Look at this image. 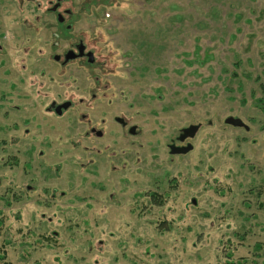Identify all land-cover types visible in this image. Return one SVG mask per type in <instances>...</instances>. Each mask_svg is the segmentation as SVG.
Returning <instances> with one entry per match:
<instances>
[{"label": "rangeland", "instance_id": "obj_1", "mask_svg": "<svg viewBox=\"0 0 264 264\" xmlns=\"http://www.w3.org/2000/svg\"><path fill=\"white\" fill-rule=\"evenodd\" d=\"M66 4L83 11L76 30L103 32L107 66L92 107L79 110L106 119L107 130L86 139L76 108L62 117L47 110L52 100L87 95L90 82L50 57L48 0H0V247L8 259L264 264V0ZM230 116L244 125L226 123ZM190 125H199L193 149L172 154L169 143Z\"/></svg>", "mask_w": 264, "mask_h": 264}, {"label": "flooded vegetation", "instance_id": "obj_2", "mask_svg": "<svg viewBox=\"0 0 264 264\" xmlns=\"http://www.w3.org/2000/svg\"><path fill=\"white\" fill-rule=\"evenodd\" d=\"M68 1L69 0H48V6L44 11L46 14L54 15L55 25L53 27V36L55 37L56 42L50 45V48L53 49V53H50V57L64 72L70 65H76V69L83 70L84 77L90 82L87 87V95L80 96L78 100H73L70 97L62 101L52 100L47 107V110L48 112L62 117L68 110L76 108L78 113H80L79 119H81V121H83L86 125V128L82 133L83 137L91 140L101 139L106 134L107 120L103 118L101 121H94L93 119L89 118L88 113L81 111V109L79 110V106L81 107V105H84L86 108H91L92 100L96 99V96L98 95V81L101 78V75L99 74H102L105 66H107V60L99 57L98 40L101 38L98 34L102 36L103 32L99 30V33L92 35V33L90 34V32L87 30H76V23L83 15V11L71 8L66 4ZM36 5L39 7L41 3L37 2ZM74 18L78 19L74 21ZM43 28L45 29L46 27L43 26L39 29ZM65 103H69L70 105L67 108H63L62 113L58 114L56 111L58 106ZM114 121L118 123L123 128V130L128 131L130 135H135L138 133V125L129 124L124 117L116 115L114 116ZM181 134L182 132H179L178 136H176V139H172L171 143H169V151H171V145L183 147L190 143L192 138L187 137L182 141L179 139ZM179 154L185 153H178L174 155ZM153 193L156 192L149 193L150 201Z\"/></svg>", "mask_w": 264, "mask_h": 264}, {"label": "water", "instance_id": "obj_3", "mask_svg": "<svg viewBox=\"0 0 264 264\" xmlns=\"http://www.w3.org/2000/svg\"><path fill=\"white\" fill-rule=\"evenodd\" d=\"M69 105H70L69 103H65L63 105L58 106V108L56 110L57 113L61 114L62 109L67 108ZM226 123L232 124L235 126H243L244 125V122L240 118H235L232 116H230L226 119ZM198 129H199V125H190V126L184 128L182 130V134L179 137V139L183 141L187 137H190V138L194 137L196 135ZM170 148H171L172 154L187 153L193 149V145L191 143H189L187 146H183V147L171 145Z\"/></svg>", "mask_w": 264, "mask_h": 264}, {"label": "trees", "instance_id": "obj_4", "mask_svg": "<svg viewBox=\"0 0 264 264\" xmlns=\"http://www.w3.org/2000/svg\"><path fill=\"white\" fill-rule=\"evenodd\" d=\"M151 202H152V203H158V202H161V200H160V196H159L157 193H153L152 196H151ZM261 246H262V245L259 244V248H260ZM228 257L231 258V253L228 254ZM237 263H238V264H242V261L231 259V260L226 261L224 264H237ZM0 264H13V263L8 259L7 251H6V249L4 248V246H1V247H0Z\"/></svg>", "mask_w": 264, "mask_h": 264}]
</instances>
